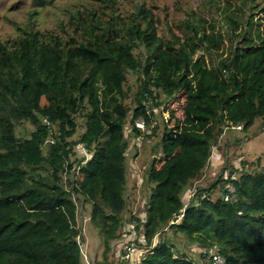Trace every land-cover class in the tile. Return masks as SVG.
<instances>
[{
  "label": "trees",
  "instance_id": "trees-1",
  "mask_svg": "<svg viewBox=\"0 0 264 264\" xmlns=\"http://www.w3.org/2000/svg\"><path fill=\"white\" fill-rule=\"evenodd\" d=\"M216 11L217 18L189 14L180 34H159L157 15L140 5L127 18L72 15L67 38L25 27L13 44L0 42V264H88L78 203L91 205L108 259L112 243L130 232L126 128L139 137L141 119L153 137L160 118L152 193L145 214L131 218L143 236L136 245L148 250L142 264H196L189 251L207 264L216 255L223 264H264L260 159L220 174L187 206L183 198L228 129L242 124L247 132L264 119V0H225ZM25 122L44 147L40 162L15 149ZM228 183L235 194L225 201ZM219 185L224 194L214 199ZM167 228L195 248L176 251L159 238Z\"/></svg>",
  "mask_w": 264,
  "mask_h": 264
},
{
  "label": "rangeland",
  "instance_id": "rangeland-1",
  "mask_svg": "<svg viewBox=\"0 0 264 264\" xmlns=\"http://www.w3.org/2000/svg\"><path fill=\"white\" fill-rule=\"evenodd\" d=\"M225 0H52L50 3L37 5L31 0H0V42L13 44L14 41L23 35V28L33 27L41 30L43 33L61 35L67 38L69 34H74L75 25H71L70 19L72 15L81 14L82 16H92L96 14L105 18L106 14L120 15L127 18L140 5H146L151 8L159 19V34L162 32L174 31L180 34L178 24L184 20L189 14L197 13L208 18L211 16L217 18L219 16L216 9L223 4ZM34 12H38L35 15ZM130 84L136 87L137 76L131 75ZM166 118L168 112H164ZM84 120L79 118L80 131L84 130ZM140 126L141 135L135 137L130 132V127L126 128V136L129 142L127 151V209L124 212L126 217V226L133 221L135 216H142L148 206L149 196L152 193L153 185L148 181V171L152 166V161L156 156H160L158 151H154L155 145L160 141L163 134V119L158 120V132L153 137H146L145 134H151L152 130L143 128V121L137 120ZM241 128H243L241 124ZM108 129H105L104 134H108ZM17 137L20 142H14L15 149L22 152L25 156L32 158L35 162L41 161V153L44 147L37 140L34 128L30 123L25 122L23 127L17 130ZM35 137V138H34ZM221 147L214 151V156L211 158V163L204 170L203 174L192 182L188 190L184 193V199L189 196L192 201L193 196L199 188H207L212 185L219 177L224 174L227 178L232 167H242V162L248 164L254 162L257 166V161L260 159V167L264 166V119H258L254 127L249 131L243 132L235 129H228L221 138ZM220 143L213 147L218 148ZM81 152V150H80ZM83 152V151H82ZM84 153V152H83ZM88 156V154H86ZM227 170L223 173L224 169ZM230 193L224 194V187L219 185L212 192L214 199L224 194V200L229 201L234 198L235 187L228 183L225 186ZM205 197V194L202 195ZM196 199L193 204L197 205ZM78 225L83 228L86 238L82 244L83 261L88 264H109L113 262L118 264L122 258V248L127 245L136 244V239L142 241V234L136 235V231L131 229L130 232L124 233L123 238L112 243V250L108 255V259H104L103 252L105 250L103 237L99 230L91 221V205L78 203ZM131 220V221H130ZM159 238H167L172 243L177 245L176 251L187 252L190 248H195L188 238L179 234L176 235L173 230L166 229ZM204 243V239H202ZM205 248H201L200 252ZM198 250V249H195ZM122 254V255H121ZM178 254V253H177ZM191 259L196 264H207L208 260L202 258L194 251H189ZM203 255V254H202ZM123 259V258H122ZM123 264H128L123 262ZM130 264H135L131 262Z\"/></svg>",
  "mask_w": 264,
  "mask_h": 264
},
{
  "label": "built area",
  "instance_id": "built-area-1",
  "mask_svg": "<svg viewBox=\"0 0 264 264\" xmlns=\"http://www.w3.org/2000/svg\"><path fill=\"white\" fill-rule=\"evenodd\" d=\"M143 121V120H141ZM138 125V123H137ZM139 126V125H138ZM143 128H145V122L143 121V125H141ZM243 126V125H242ZM140 127V126H139ZM236 129L240 130L242 129L241 128V124H238L236 127ZM217 148L216 147H213V151H215ZM81 150L87 154V149L84 148V146H81ZM214 153V152H213ZM227 193H230L229 191ZM232 192L230 193V195L232 196ZM190 196L186 199V204L185 206H187L188 204L191 203V200H190ZM198 205V203H196ZM185 211V208H183L181 210V214H180V217L179 218H182L184 216V212ZM179 219H177L176 221H178ZM171 223H174V221H172ZM131 229L133 230L134 229V232H135V229H136V224L135 222H132L130 225ZM131 229L129 228L128 230L131 231ZM147 249L145 248H142V247H139L137 246L136 244H132V245H127L126 247V252L125 254L122 255V258H121V261L122 262H125V263H128L130 264L131 262L135 263V264H142V262L144 261L145 259V256L147 254ZM204 251H202V253H204ZM205 254V253H204ZM224 263V258L221 257L220 255H216L214 256V264H223Z\"/></svg>",
  "mask_w": 264,
  "mask_h": 264
}]
</instances>
